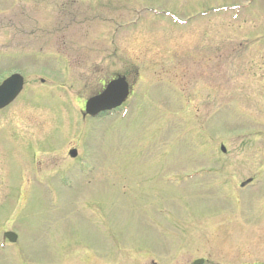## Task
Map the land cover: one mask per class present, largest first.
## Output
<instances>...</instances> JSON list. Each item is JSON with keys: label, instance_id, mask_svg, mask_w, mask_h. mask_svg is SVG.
<instances>
[{"label": "rangeland", "instance_id": "374dc122", "mask_svg": "<svg viewBox=\"0 0 264 264\" xmlns=\"http://www.w3.org/2000/svg\"><path fill=\"white\" fill-rule=\"evenodd\" d=\"M15 71L0 230L45 264L168 257L264 196V0H0V82ZM120 75L123 113L78 114Z\"/></svg>", "mask_w": 264, "mask_h": 264}, {"label": "flooded vegetation", "instance_id": "af4514ba", "mask_svg": "<svg viewBox=\"0 0 264 264\" xmlns=\"http://www.w3.org/2000/svg\"><path fill=\"white\" fill-rule=\"evenodd\" d=\"M251 180L252 177H249L239 188L249 186ZM261 196L259 202L257 199L259 195L251 202L249 213L238 214L243 217H237L235 214L237 226L232 223L227 236L226 233L209 234L206 238L200 234L197 243L170 244L168 257L156 259L154 256L147 257L137 252L128 264H264V196ZM219 237L223 240L227 237L229 246L222 243ZM35 257L25 249V262L22 264H45L44 260ZM76 257L82 264H89L88 262L92 261V258L83 252L77 253ZM92 257L97 264H117L114 260L107 261L99 253L94 252Z\"/></svg>", "mask_w": 264, "mask_h": 264}, {"label": "water", "instance_id": "95a60500", "mask_svg": "<svg viewBox=\"0 0 264 264\" xmlns=\"http://www.w3.org/2000/svg\"><path fill=\"white\" fill-rule=\"evenodd\" d=\"M22 87V80L17 75H14L13 77L6 80L2 85H0V106L5 105L10 100H12L20 91ZM128 84L124 77H121L117 80H114L112 84L109 86V90L106 91L104 95H102L100 98H95L90 101V105L92 104L91 109H94L93 111H99L101 109L107 108L114 104L115 96L110 97L113 94H119L122 98H124L128 91ZM74 153V151L72 152Z\"/></svg>", "mask_w": 264, "mask_h": 264}]
</instances>
